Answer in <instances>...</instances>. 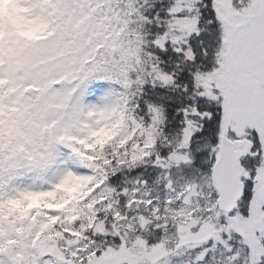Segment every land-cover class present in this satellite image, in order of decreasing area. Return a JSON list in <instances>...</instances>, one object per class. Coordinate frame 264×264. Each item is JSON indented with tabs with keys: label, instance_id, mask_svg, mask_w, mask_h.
Returning <instances> with one entry per match:
<instances>
[{
	"label": "snow or ice",
	"instance_id": "1",
	"mask_svg": "<svg viewBox=\"0 0 264 264\" xmlns=\"http://www.w3.org/2000/svg\"><path fill=\"white\" fill-rule=\"evenodd\" d=\"M0 264H264V0H0Z\"/></svg>",
	"mask_w": 264,
	"mask_h": 264
}]
</instances>
